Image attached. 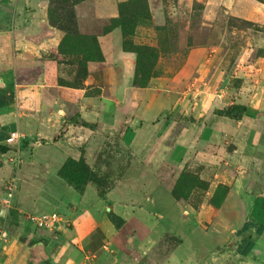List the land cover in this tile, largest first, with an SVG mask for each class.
<instances>
[{"label": "crops", "instance_id": "0c3cea01", "mask_svg": "<svg viewBox=\"0 0 264 264\" xmlns=\"http://www.w3.org/2000/svg\"><path fill=\"white\" fill-rule=\"evenodd\" d=\"M126 1L89 0L87 3L97 19L108 21L119 17L120 4ZM154 1L148 0L151 18L155 24H162L165 7H170L163 0H157L159 5H153ZM200 1H203L209 14L216 6L222 5L231 16L254 23L264 20V2L261 0ZM26 2L17 0L14 4L17 22L23 25L17 29L13 43L12 57L16 58L17 66L0 71L7 80L4 88L11 90L18 103L4 102L10 103L11 107H7L8 115L0 121V143L10 149L0 155V162L2 167H13L16 173L21 172V180L27 187L46 190L45 197H49L51 203L49 205L46 199L36 200L29 205L25 215L21 214L25 210L19 209L18 218L1 230L0 264H137L130 260L129 252L125 250L119 249L116 253L110 251L107 245L94 250L87 246L91 241L89 235L96 228H101L103 232L105 228L108 230L104 233L107 243L116 242L122 232L115 229L112 221L98 216V212L93 214L88 211L95 209L91 205L100 202L96 200L99 196L94 186L88 184L84 191L79 192L59 175L60 168L69 157L79 159L83 156L88 159L91 149L101 148L106 140L113 143L116 152L127 151L134 164L141 162L154 172L161 166H168L171 172L178 169L179 174L188 171L207 182L205 199L196 203V190L188 198L181 199L168 193L164 181L171 174L162 175L158 181H161L159 189L164 193L149 195L145 203L146 212H143L148 213L150 206L159 201L167 203L162 226H170L171 230L182 235L177 228L179 222L188 227L196 225V221L210 222L228 206L224 204L217 208L212 202L216 191L222 187H226L230 197L236 198L232 206L240 209L235 213L237 231L246 222L261 225L258 223L261 222L260 216L255 218L252 215L258 204L257 209L264 216V188L259 187L260 183H264V174L257 172L260 158L256 153L258 148H264L258 130L260 121H244L250 110L246 104L243 105L248 111L237 118L222 114L215 116L211 112V86L207 85L205 78L213 73L207 64L213 62L215 54L211 52L217 48H193L184 64L171 74L166 71L161 76H152L144 87L135 86V52L122 49V29L114 27L98 35L104 57L98 62L102 63L101 71L107 78L105 85L96 86V80L89 74L84 86L68 88L49 82L58 66L52 54L59 53L64 39L62 30L48 24L49 0ZM25 6L31 9L26 10ZM141 29L152 38L153 28L139 26L138 30ZM27 50L32 52L31 63L26 60ZM10 78L14 80V85L9 87ZM95 86L99 88L97 94L87 95L86 92ZM59 88L76 90L74 105L79 113L73 114L94 123L95 127L76 123L74 117H70L68 103L53 93ZM220 89L222 92L223 88ZM6 97L0 95L2 101ZM233 104L240 103L232 101L229 106ZM62 128H65L64 133L58 137ZM13 132L21 135V140L15 145L10 144ZM44 174L55 177L49 182H32L33 177ZM256 184L261 191L252 192ZM110 202L109 210L130 223L129 218L134 215L133 202H122L117 194ZM47 205L49 208H61L65 216H61L62 220L53 229L37 228L28 219L32 214L30 211H40ZM73 208L79 212L71 213ZM183 209H186L187 216L180 221ZM139 252L134 249L133 254L138 255Z\"/></svg>", "mask_w": 264, "mask_h": 264}, {"label": "rangeland", "instance_id": "374dc122", "mask_svg": "<svg viewBox=\"0 0 264 264\" xmlns=\"http://www.w3.org/2000/svg\"><path fill=\"white\" fill-rule=\"evenodd\" d=\"M15 1L17 2V0H0V71L17 66L16 58L12 57L13 43L17 29L23 25L19 24L15 17L17 13ZM22 1L27 3L26 0ZM88 1L49 0L47 4L48 24L67 32L64 33L65 40L59 53L52 54L58 63L54 73L56 76L53 74V78L49 80L52 84L81 88L82 80L89 73L96 80V86L105 85L107 78L101 71L102 63L86 62L85 59L81 60V55L91 50L92 43L88 41L89 36L105 33L106 28H112L116 23L113 20L97 19ZM163 1L170 8L165 7L162 24L153 22L149 13L148 0H131L129 9L124 10L123 20L126 19V25L122 49L135 52V86H146L151 76H161L166 71L171 74L178 66L184 64L188 53L193 48L200 46L217 48L215 52H211L215 54L213 62L207 64L212 68L213 73L205 78L213 93L210 95L211 112L219 116L221 108L226 109L232 101L246 104L250 110L244 121H260L258 130L262 135L261 142L264 146V20L254 23L231 16L224 11L222 5L216 6L214 12L209 14L205 4L200 0ZM154 2L153 5L160 4V1ZM30 9V6L26 7V10ZM139 26L145 29L153 28L152 38L148 33L143 32V29L138 30ZM141 32L143 34H139ZM27 53L26 60L31 63L32 52L27 50ZM86 68L88 70L85 72ZM9 80L10 87L14 85V80L12 78ZM5 81L7 80L0 72V95H7L5 101L0 99V121H4V117L8 115L7 107H11L12 103L18 105L16 97L13 98L10 93L11 90L4 88ZM96 86L88 90L86 94L96 95L99 90ZM220 88H223L222 92ZM53 93L68 103L70 117H74L76 123H84V120L73 114L79 113L76 112L74 105L76 90L59 88L54 89ZM6 101L11 104L4 103ZM249 113L252 115H248ZM213 115L211 119L214 118ZM88 127H95V124L88 122ZM115 150L113 143L106 140L101 148L91 149L88 159L84 157L98 177L97 181H90L88 184L94 186L99 196L96 200L100 201L91 205L93 209L95 207L94 210L88 211L93 214L98 212V216L102 215V219L112 221L115 229L122 232L116 242L107 243L105 234L108 230L105 228L103 232L101 228H96L89 235L91 238L90 245H87L89 248L94 250L107 245L110 251L116 253L125 250L129 252L130 260L137 264H165L168 261L171 262L170 264H264V216L257 209L258 204L252 215L255 218L260 216L261 222L258 223L263 226L262 234L257 233L256 227L239 234L235 213L240 209L238 206H232L236 203V198L228 195L229 191L226 187L216 191L212 199L217 208L224 204L228 205L221 214L215 215L210 222L196 221V225L190 227L179 222L177 228L182 231V235L178 234L171 230L170 226H162V215L164 207L168 206L167 203L159 201L157 205L150 206L148 213L143 212H146L145 203L149 195L160 196L164 193V190L159 189L161 181H158L162 175L171 174L164 182L167 186L166 191L173 194L178 180L186 173L180 175V169L171 172L168 166H161L158 171L156 170L157 172H154L152 168L145 167L141 162L134 164L132 156L128 157L127 151L116 152ZM256 153L260 158L257 172L262 175L264 174V148H258ZM2 164L0 162V232L7 228L9 222L12 223L18 218L17 215L21 213L19 209L25 210L21 214H28L26 211L29 210V205L36 200L46 199L49 205L51 203L49 197H45L46 190L27 187L21 180V172L18 174L13 167H2ZM53 177L55 175H36L32 182H49L53 181ZM183 178L189 184L196 181L198 186L196 197H194L196 203L204 200L207 195V182L200 181L197 175L194 177L187 174ZM11 182H15V187L8 189ZM259 187L264 188V183H260ZM259 187L257 184L254 185L253 189L251 188L252 192L261 191ZM76 194L79 196L77 191ZM114 194L119 195L122 202H133L134 215L129 218L130 223L126 220L118 226L119 219L111 218L108 206H111L110 199ZM167 197L173 199L171 195ZM8 199L10 200L5 202ZM162 200H165L164 196ZM183 206L189 207L185 204ZM52 210L65 216V212L57 206L50 208L48 206L40 211L31 210L30 213L40 215ZM72 210L71 213L79 212L76 208ZM185 210L183 209L180 213V221L187 216ZM186 233L190 234L186 235ZM245 240L254 242L253 248L246 256L240 252V249L245 246ZM134 249L140 251L138 255L133 254Z\"/></svg>", "mask_w": 264, "mask_h": 264}, {"label": "trees", "instance_id": "16d2710c", "mask_svg": "<svg viewBox=\"0 0 264 264\" xmlns=\"http://www.w3.org/2000/svg\"><path fill=\"white\" fill-rule=\"evenodd\" d=\"M262 1V0H261ZM131 4V0H128L126 2H123L120 4V15L117 18L112 19L116 24L114 26H112V28L114 27H120L122 29V33L124 36V26L125 24V18L123 20V16L125 13V9L126 11L129 9V6ZM150 13V10H149ZM151 15V13H150ZM250 22V21H249ZM112 28H106L105 29V33L109 32ZM60 29V28H59ZM62 30V29H60ZM65 34L67 33L65 30H62ZM65 40V35H64V39L62 41V43ZM88 41L91 44V50L88 51L85 54H82V59H85L86 62H92V61H102L103 60V54H102V50L100 47V44L98 42V35L97 36H89L88 37ZM93 45V46H92ZM62 46V44H61ZM60 46V48H61ZM152 50L153 47H152ZM88 69L86 68L84 71L86 72ZM89 76V73L85 76V78L82 80V86H84V82L86 80V78ZM152 77V76H151ZM248 111V108L245 105L242 104H233L231 106H229L226 109H222L220 111L219 114L222 115H226V116H232V117H241L243 114H245ZM75 121V120H74ZM82 125L88 126V122L84 121V123H82ZM65 128H62V130L60 131V134L58 135L61 136L64 133ZM10 149L9 146L0 143V155L6 153L8 150ZM182 173H186L184 175H182ZM182 173L180 175H182V177L178 180V183L176 185L175 188V192H173V196L177 199H181V198H188L194 190L197 189V185H196V181L194 180V183L189 184V182H187L186 180H183L184 176H186L187 174L193 175L194 177H196L193 173L188 172V171H182ZM59 175L60 177H62L63 179H65L70 185H72L74 188H76L77 190H81L84 191V187L88 184V182L90 181H97V175L95 173V171L93 169L90 168V166L87 164V162L85 161L84 157L81 156L79 159H74L69 157L65 163L62 165V167L59 170ZM200 181H202L200 178H198ZM207 187V185H206ZM185 191L184 193L182 191ZM196 193V191L194 192ZM111 213V218L115 220V218L119 219V223L118 226H121L122 223H124L123 219H121L120 217H118L115 213H113L112 211ZM256 227V231L258 234H262L263 232V226H257L256 223L254 222H246L244 224V226L242 227V229H240L239 234L242 233L243 231H246L250 228H254ZM245 246L243 248H241L240 252L242 255L246 256L249 254V252L251 251V249L254 246V242L253 241H246L244 242Z\"/></svg>", "mask_w": 264, "mask_h": 264}, {"label": "built area", "instance_id": "2783aa9c", "mask_svg": "<svg viewBox=\"0 0 264 264\" xmlns=\"http://www.w3.org/2000/svg\"><path fill=\"white\" fill-rule=\"evenodd\" d=\"M21 140V135H19L17 132H13L10 136V144L15 145ZM16 161V159H15ZM17 163L19 161H16ZM15 187V182H11L8 185V189H13ZM28 219L32 222V224L37 228L42 229H53L55 224L58 221H61V215L59 212L52 211V212H46L42 213L40 215L30 214L28 216Z\"/></svg>", "mask_w": 264, "mask_h": 264}]
</instances>
